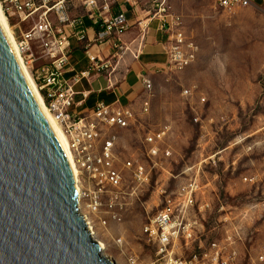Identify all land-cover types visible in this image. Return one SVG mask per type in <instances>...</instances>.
<instances>
[{"label": "rangeland", "instance_id": "374dc122", "mask_svg": "<svg viewBox=\"0 0 264 264\" xmlns=\"http://www.w3.org/2000/svg\"><path fill=\"white\" fill-rule=\"evenodd\" d=\"M161 2L150 0L155 8ZM163 5L180 16L185 36L199 46L198 56L183 69L166 67L151 76L152 90L135 110L137 122L119 131L116 165L125 177L122 204L116 205L121 219H109L104 210L95 214L86 205L84 211L117 264H155L156 247L144 226L166 194L177 193L199 172L203 189L191 215L201 225L197 239L182 249L184 256L223 241L242 225L250 233L235 264H264L263 0L232 11L217 0H164ZM165 126L169 132L161 149L169 147L172 154L159 157L154 166L144 137ZM127 160L151 171L137 195H129Z\"/></svg>", "mask_w": 264, "mask_h": 264}, {"label": "built area", "instance_id": "2783aa9c", "mask_svg": "<svg viewBox=\"0 0 264 264\" xmlns=\"http://www.w3.org/2000/svg\"><path fill=\"white\" fill-rule=\"evenodd\" d=\"M88 7H96L97 0H83ZM8 19L18 16L21 21H32L31 28L23 30L15 37L18 49L28 65L48 109L66 133L74 160L79 168L82 184V201L95 214L103 210L109 219H121L116 205L122 204V187L125 177L123 169L118 167L116 148L120 140L119 131L130 128L137 122L133 108L124 105H111L100 102L87 115L71 110L75 91L72 84L64 78L65 65L72 48V39L84 40L86 31L79 18L72 17L68 0H0ZM220 7L232 11L241 4H251L250 0H217ZM264 3V0H263ZM158 3L156 12L163 16L164 25L169 31L167 46L169 62L167 67L183 69L194 62L199 46L187 39L180 26L181 19ZM108 8V4H105ZM129 26L124 12L111 16L101 24L97 39L104 41L118 36ZM70 28L71 31H68ZM14 31V30H13ZM90 60L89 70L109 71L113 66L108 59L87 50ZM43 61L37 65L36 62ZM86 71V73L88 72ZM145 91L152 90V80L141 75ZM150 102H143L144 111H148ZM198 120V118L196 119ZM169 132L167 126L148 132L144 137L145 149L154 166L159 157H169V147L161 149V143ZM124 166L131 170L132 183L129 195H137L150 179L151 171L137 161L127 160ZM253 181L255 178H246ZM199 172L177 193L166 194L160 209L144 226V233L156 247L155 264H235L239 259L237 244L245 240L242 225H235L223 241H214L209 248H201L189 256L182 249H188L197 239L198 220L191 215V209L202 191ZM164 192V191H162ZM87 199V203L84 200ZM208 203H206L207 205ZM205 203L203 204V207ZM107 218L103 219L106 224ZM121 241V240H120ZM119 241V242H120ZM263 259V257H261ZM135 262V259H131Z\"/></svg>", "mask_w": 264, "mask_h": 264}, {"label": "water", "instance_id": "95a60500", "mask_svg": "<svg viewBox=\"0 0 264 264\" xmlns=\"http://www.w3.org/2000/svg\"><path fill=\"white\" fill-rule=\"evenodd\" d=\"M0 24V264H116Z\"/></svg>", "mask_w": 264, "mask_h": 264}, {"label": "crops", "instance_id": "0c3cea01", "mask_svg": "<svg viewBox=\"0 0 264 264\" xmlns=\"http://www.w3.org/2000/svg\"><path fill=\"white\" fill-rule=\"evenodd\" d=\"M256 0H250L253 3ZM108 4V8L105 4ZM70 14L83 22L86 38L72 39V48L65 65L64 78L75 91L71 110L87 115L103 102L111 105L130 106L134 110L145 93L141 75L151 78L164 71L169 62L167 46L169 31L163 16L156 12L150 0H97L96 7H88L83 0H68ZM154 9V10H153ZM124 12L129 26L118 36L104 41L97 39L103 21ZM16 35L31 28L32 21H21L18 16L9 19ZM71 31L70 28H67ZM87 50L112 62L109 71L89 70ZM43 60L36 62L39 65ZM86 71H88L86 73ZM118 148V147H117ZM248 229L245 234L248 235ZM244 241L237 244L239 258Z\"/></svg>", "mask_w": 264, "mask_h": 264}, {"label": "bare ground", "instance_id": "6f19581e", "mask_svg": "<svg viewBox=\"0 0 264 264\" xmlns=\"http://www.w3.org/2000/svg\"><path fill=\"white\" fill-rule=\"evenodd\" d=\"M0 24L3 28V31L9 41V44L16 56V59L20 65V68L30 86V89L35 97V99L37 100L41 110L43 111L44 115L46 116L49 124L51 125L58 141L59 144L62 148V151L64 153L67 165L69 167L70 173H71V177L74 183V187H75V191L77 193L78 199H79V207L81 212L86 216L90 230L92 232V236L93 238L100 243L101 245V255L105 256V257H109L112 260H114L107 252H106V244L97 237L96 232L94 231L92 222L90 220V217L88 216V214L84 211V204L82 201V196H83V189H82V184L80 183V177H79V168L74 160L73 154H72V150L69 144V140L68 137L66 135V133L64 132V130L62 129L61 125L56 121V119L54 118V115L51 113V111L48 109L46 102L44 100V97L41 93V91L38 88V85L36 83V81L34 80L32 73L28 67V65L25 63L23 56L21 55L19 49H18V43H17V39L15 37L14 31L11 27V24L8 20V17L6 16V14L3 11L1 2H0ZM114 262L116 263V261L114 260ZM117 264V263H116Z\"/></svg>", "mask_w": 264, "mask_h": 264}]
</instances>
